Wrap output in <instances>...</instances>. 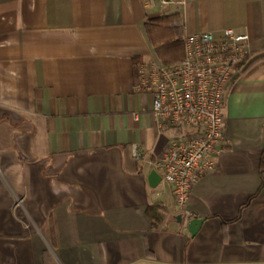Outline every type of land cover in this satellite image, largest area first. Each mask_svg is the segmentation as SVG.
<instances>
[{
  "label": "crops",
  "instance_id": "0c3cea01",
  "mask_svg": "<svg viewBox=\"0 0 264 264\" xmlns=\"http://www.w3.org/2000/svg\"><path fill=\"white\" fill-rule=\"evenodd\" d=\"M177 1L0 0V264H264V0ZM170 13L183 36L250 37L184 209L152 175L169 135L134 89L160 61L146 21Z\"/></svg>",
  "mask_w": 264,
  "mask_h": 264
},
{
  "label": "built area",
  "instance_id": "2783aa9c",
  "mask_svg": "<svg viewBox=\"0 0 264 264\" xmlns=\"http://www.w3.org/2000/svg\"><path fill=\"white\" fill-rule=\"evenodd\" d=\"M166 9L177 0H146ZM247 33L227 28L183 36L185 56L179 62L142 61L134 89L151 98L157 129L168 134L165 150L151 164L172 186L184 209L200 177L215 170L224 138V105L238 66L251 54ZM142 159L143 155L137 153Z\"/></svg>",
  "mask_w": 264,
  "mask_h": 264
},
{
  "label": "trees",
  "instance_id": "16d2710c",
  "mask_svg": "<svg viewBox=\"0 0 264 264\" xmlns=\"http://www.w3.org/2000/svg\"><path fill=\"white\" fill-rule=\"evenodd\" d=\"M145 27L157 57L162 63L179 62L184 58L183 27L178 13L160 14L148 18ZM261 59H264V52L250 63ZM262 165L264 170V157ZM150 216L153 217L151 214Z\"/></svg>",
  "mask_w": 264,
  "mask_h": 264
},
{
  "label": "water",
  "instance_id": "95a60500",
  "mask_svg": "<svg viewBox=\"0 0 264 264\" xmlns=\"http://www.w3.org/2000/svg\"><path fill=\"white\" fill-rule=\"evenodd\" d=\"M152 175L153 177H155L156 182H158L159 179H162V177L155 170L152 171ZM203 222H204V218L194 217L190 219L187 223V227L190 233L195 234L199 230Z\"/></svg>",
  "mask_w": 264,
  "mask_h": 264
}]
</instances>
